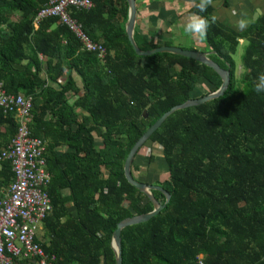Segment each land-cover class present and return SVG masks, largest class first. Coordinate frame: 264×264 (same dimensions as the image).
I'll return each instance as SVG.
<instances>
[{
    "label": "trees",
    "instance_id": "trees-1",
    "mask_svg": "<svg viewBox=\"0 0 264 264\" xmlns=\"http://www.w3.org/2000/svg\"><path fill=\"white\" fill-rule=\"evenodd\" d=\"M45 2L0 0V84L30 99V135L45 144L51 211L37 241L52 264H115L116 224L152 210L123 177L129 149L163 113L197 99L198 85L202 98L222 80L190 57L138 56L125 33L126 0L69 10L104 47L102 61L56 18L33 24ZM196 3L188 12L209 20L208 57L229 71V84L222 95L169 114L142 144L159 150L167 177L151 185L169 198L155 216L120 231L121 264H195L198 255L203 264H264V91L255 90L264 74V10L241 30L218 20L214 3L203 13ZM240 39L247 44L237 77L232 54ZM133 40L141 51L173 45L136 32ZM16 129L15 113L0 107V152ZM138 165L132 159L130 174L144 183L133 177ZM13 181L9 161H0V193ZM150 193L164 203L161 192Z\"/></svg>",
    "mask_w": 264,
    "mask_h": 264
},
{
    "label": "built area",
    "instance_id": "built-area-1",
    "mask_svg": "<svg viewBox=\"0 0 264 264\" xmlns=\"http://www.w3.org/2000/svg\"><path fill=\"white\" fill-rule=\"evenodd\" d=\"M91 0H46L33 18H56L79 42L81 48L102 61L104 47L82 31L69 15L70 9H89ZM0 107L15 113L17 129L9 145L0 152V161H9L14 181L0 193V264H52L37 241L43 236L42 224L51 211L45 187L48 174L44 169V141L32 137L30 99L7 94L0 84ZM195 264H203L198 255Z\"/></svg>",
    "mask_w": 264,
    "mask_h": 264
},
{
    "label": "crops",
    "instance_id": "crops-1",
    "mask_svg": "<svg viewBox=\"0 0 264 264\" xmlns=\"http://www.w3.org/2000/svg\"><path fill=\"white\" fill-rule=\"evenodd\" d=\"M222 1H213L214 15L218 20L236 29H240L238 22L241 18L250 22L257 9L260 10L258 15L264 10V0H226L227 6H223ZM190 5L191 3L181 0H135L133 33L152 39L158 44L172 40V46L190 47L208 53L203 39L184 31L187 18L191 15L188 12ZM74 77L76 84L78 78Z\"/></svg>",
    "mask_w": 264,
    "mask_h": 264
},
{
    "label": "water",
    "instance_id": "water-1",
    "mask_svg": "<svg viewBox=\"0 0 264 264\" xmlns=\"http://www.w3.org/2000/svg\"><path fill=\"white\" fill-rule=\"evenodd\" d=\"M181 1L194 3L198 0H181ZM126 2L128 3V19L127 22L125 23V33L127 35V38L131 46L133 47L135 53L138 56H149L155 53H171L179 56L183 55L186 57H190L213 68L220 75L222 82L217 90L202 96V98L188 100L182 104L170 108L167 112L163 113L151 126H149L146 129V131L137 139V141L129 149L123 163V168H122L123 177L129 185L133 186L137 191L141 192L148 198V200L152 205V210L145 214L125 218L116 224V227L111 235V243H110V248L115 253V264H121L120 244H119L120 231L125 227L143 223L148 219H150L151 217L155 216L160 211V209L165 205V203L169 198L168 194L165 191H163L161 188L153 185H146L144 183L137 182L132 178L129 167L136 150L142 146V144L160 126V124L169 114L180 109H185L192 106H198L200 104L205 103V101L207 100L218 97L224 93V91L226 90L229 84V71L221 68L216 62L210 59L207 56L208 54L206 52L195 49L182 48L180 46H175V45L160 46L150 51H141L133 40V28H134L135 15H136L135 0H126ZM258 12H260L259 9H257L254 12L252 17L253 20L258 17ZM151 190H156L162 193V195L164 196V203L162 205H160L156 200H154V198L150 193Z\"/></svg>",
    "mask_w": 264,
    "mask_h": 264
},
{
    "label": "rangeland",
    "instance_id": "rangeland-1",
    "mask_svg": "<svg viewBox=\"0 0 264 264\" xmlns=\"http://www.w3.org/2000/svg\"><path fill=\"white\" fill-rule=\"evenodd\" d=\"M246 44H247L246 39H240L237 45V48H236V52L232 54V57L236 65V76L237 77H239V75L243 71V68L241 66V60H242V55L244 53ZM76 84L79 86L80 85L79 81L78 82L76 81ZM205 91L206 89L203 86L198 85L196 88V92L194 93V96H195L194 98L199 99L201 93H204ZM71 100H72L71 96L70 97L68 96V101H71ZM134 156H133L134 158H132L134 160V163L135 164L139 163L138 165L139 168L132 172L133 177H135V179L137 178L140 181H143L144 184L146 185H151V183H153L154 181H158V180L161 181L167 177L166 169L161 161V154L157 148H152L151 146L149 147L147 144L142 145L140 148L136 150ZM147 156H151L153 158L152 162L149 164L143 163V159Z\"/></svg>",
    "mask_w": 264,
    "mask_h": 264
},
{
    "label": "clouds",
    "instance_id": "clouds-1",
    "mask_svg": "<svg viewBox=\"0 0 264 264\" xmlns=\"http://www.w3.org/2000/svg\"><path fill=\"white\" fill-rule=\"evenodd\" d=\"M213 4V0H198L196 7L199 9L200 13L206 12L207 8ZM214 22V18H213ZM249 21L246 18H241L238 22V26L241 30L245 29L248 26ZM210 26L209 20L197 13L191 14L187 18V22L184 26V31L193 36H197L201 39L207 36V30ZM255 90L259 93L264 91V74H261L258 77V83L255 86Z\"/></svg>",
    "mask_w": 264,
    "mask_h": 264
}]
</instances>
